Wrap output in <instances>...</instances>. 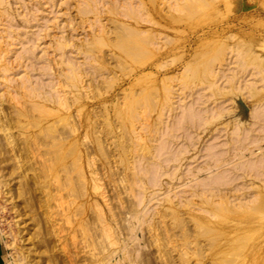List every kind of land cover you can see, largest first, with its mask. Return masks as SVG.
Masks as SVG:
<instances>
[{
	"label": "rangeland",
	"instance_id": "1",
	"mask_svg": "<svg viewBox=\"0 0 264 264\" xmlns=\"http://www.w3.org/2000/svg\"><path fill=\"white\" fill-rule=\"evenodd\" d=\"M2 1L0 264H264V0Z\"/></svg>",
	"mask_w": 264,
	"mask_h": 264
},
{
	"label": "bare ground",
	"instance_id": "2",
	"mask_svg": "<svg viewBox=\"0 0 264 264\" xmlns=\"http://www.w3.org/2000/svg\"><path fill=\"white\" fill-rule=\"evenodd\" d=\"M178 1L179 0H166V3L168 4V9H175L176 8V6H177V4H178ZM183 1H186V0H183ZM2 0H0V6L2 5ZM81 4H82V7L80 8V9H78V13H80V14H82V15H85V14H87V13H92L93 14V22L92 23H94V22H100V14L104 11V10H107V12H109V13H111V12H113V14H116L118 17H120V18H117V19H115V20H112L113 22H121L123 25H125V26H128V27H134V28H136L135 29V33H132V34H129L130 35V38L128 39V41H127V45H128V48H120L116 53H115V55L116 56H118V57H120V55L121 54H124V56L126 55H128L129 56V54L131 53V51H133V49L134 50H137V49H141V46H143L144 44H148L149 42L150 43H152V39L149 37V36H146V37H144V38H142V36H140V34L141 33H143V32H146V26L144 25L145 23H152V24H154V25H156V26H159V21H157L153 16V14H151V13H149V11L148 12H146V10H145V8H144V6H145V2H144V0H114V1H112V2H109V1H105V0H81V2H80ZM105 5H108V6H106L105 7ZM102 7H104V9H102ZM180 6H178V8H179ZM153 15V16H152ZM171 21V20H170ZM172 22V21H171ZM158 32V33H157ZM156 33L157 34H159V29L158 30H156ZM141 41H143V43H141ZM63 45H64V42L63 41H61V42H59V43H57V46H56V49L58 50V52L60 51V53H61V55H63L64 54V48H63ZM156 49H158V48H156ZM153 51V54L155 53V51L154 50H152ZM157 52H159V50H157ZM158 53H156V55H157ZM241 60V59H240ZM231 62V61H230ZM236 64V63H235ZM241 64V63H240ZM239 64V66L238 67H240V68H242L241 66H242V64L240 65ZM146 67H142V66H140V67H136L133 71L137 74V73H142L143 71H144V69H145ZM69 69H70V71L71 72H75L76 71V69L77 68H73L72 67V65H70L69 66ZM235 69V68H234ZM236 70H237V68H236ZM148 71V70H147ZM238 71V70H237ZM133 72V73H134ZM239 72H241L240 70H239ZM238 72V73H239ZM144 73V72H143ZM29 88V99L31 98V100H34V106L33 107H39V103L41 102L40 100H39V94H41V92L39 91V90H37L36 88H34V87H28ZM45 99H47V98H45ZM37 100V101H36ZM44 100V99H43ZM38 105V106H37ZM261 107V108H260ZM258 106V108H259V113L258 114H256V112L258 111V109L257 110H255L256 109V107H255V109H253L252 110V116L253 117H251V118H255L257 115H260L261 113H263L264 112V109L261 111V109H262V106ZM190 110H192V109H190ZM206 110V109H205ZM195 110H193V112H194ZM207 112H208V110H206ZM191 112V111H190ZM189 112V113H190ZM193 112L192 113H190V115H189V113L188 114H186V116H185V118H183L182 120V122H187L188 120H193V121H195V122H198V121H200V122H198V124L200 123H203V124H199L200 125V127L202 126V128H205V126L206 125H208L207 124V122L209 121V119H211L212 117H208L207 116V114H206V118L204 119V120H206L205 122H204V120H202L201 118H203V117H201L200 118V114H201V112L202 111H198V113H199V118L197 117V115H195L194 116V114H195V112H194V114H193ZM254 112H255V114H254ZM213 113H215V111L213 112ZM193 114V115H192ZM203 114V113H202ZM188 115H189V118H188ZM192 115V116H191ZM208 115H209V113H208ZM213 115V114H212ZM215 115V114H214ZM256 115V116H255ZM264 115V114H263ZM262 115V116H263ZM195 117V119H196V117L198 118V119H200V120H194L193 118L192 119H190L191 117ZM211 116V115H210ZM205 117V116H204ZM207 117H208V121H207ZM188 118V119H187ZM257 119L259 118V116L258 117H256ZM260 118H261V116H260ZM263 119H264V117H262ZM257 119L255 120V121H257ZM262 119V120H263ZM185 120V121H184ZM260 120V121H259ZM192 121V122H193ZM201 121H203V122H201ZM252 121H254V119L252 120ZM254 121V122H255ZM264 121V120H263ZM179 122H181V121H179ZM261 123V119H258V122H255V123H257L256 125H258V123ZM253 123V122H252ZM181 124V123H180ZM184 124V123H183ZM197 124V128L195 127V129H198L199 128V125ZM253 126H254V124H253ZM200 129V128H199ZM248 130V129H247ZM233 133V135H237L238 133L240 134V135H242V133L243 132H237V131H234V132H232ZM236 133V134H235ZM244 134L246 135V129H245V131H244ZM245 135H243V136H241V138H248L249 139V137H248V135H246V137H244ZM237 136H239V135H237ZM240 138V137H239ZM238 138V139H239ZM243 140V139H242ZM238 141H240V140H238ZM253 142H255V140L253 141ZM75 143V142H74ZM165 147V145L163 146V148ZM242 149V148H241ZM47 150V149H46ZM49 152V151H48ZM264 160V159H263ZM262 159H260V161L259 162H261V161H263ZM254 161V160H253ZM255 162V161H254ZM250 162L251 163V165L252 164H255V163H257V162ZM259 162L257 163V164H259ZM59 163V165L61 164V160L58 162ZM58 163H56L55 164V166L58 164ZM257 164H255V165H257ZM260 164H262V167H264V163H260ZM259 166H261V165H259ZM254 167V166H253ZM255 169H256V166H255ZM264 173V172H263ZM262 174V173H261ZM264 175V174H263ZM251 176V175H250ZM252 177V176H251ZM257 177H260V176H254L252 179H257ZM264 178V177H263ZM263 178L261 177V180H263ZM219 180V179H218ZM260 180V181H261ZM255 181H257V180H255ZM258 181H259V178H258ZM259 181V182H260ZM60 185V184H59ZM58 187V190H59V186H57ZM60 187H61V185H60ZM60 198V196L58 195V199ZM57 199V198H56ZM61 200H62V198H60ZM244 201V200H243ZM247 202V201H246ZM249 202V201H248ZM237 203V206H240L241 204L240 203H238V202H236ZM240 204V205H239ZM59 205H61V204H59ZM235 205V204H234ZM61 208L63 209V205L61 206ZM246 222V221H245ZM248 224V223H247ZM245 225V224H244Z\"/></svg>",
	"mask_w": 264,
	"mask_h": 264
}]
</instances>
